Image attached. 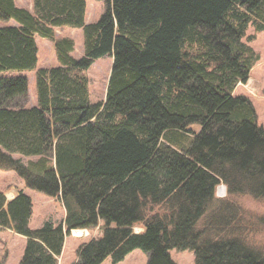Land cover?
I'll use <instances>...</instances> for the list:
<instances>
[{"label":"trees","instance_id":"16d2710c","mask_svg":"<svg viewBox=\"0 0 264 264\" xmlns=\"http://www.w3.org/2000/svg\"><path fill=\"white\" fill-rule=\"evenodd\" d=\"M104 1L88 23L87 0H33V11L0 0V20L16 22L0 26V169L66 209L64 222L33 229V198L0 190V231L26 237L21 264H59L73 230L101 223L75 264H117L136 249L148 264H177L174 249L197 264H264L248 239L259 221L236 201H264V126L235 94L260 60L247 35L264 31V0ZM61 27L83 30V57ZM38 38L59 66L39 67ZM107 55V96L93 103L87 71ZM222 184L230 198L217 200Z\"/></svg>","mask_w":264,"mask_h":264},{"label":"rangeland","instance_id":"374dc122","mask_svg":"<svg viewBox=\"0 0 264 264\" xmlns=\"http://www.w3.org/2000/svg\"><path fill=\"white\" fill-rule=\"evenodd\" d=\"M16 2L18 6L33 11V0H16ZM106 9L107 3L104 0H87V22L94 23L99 21ZM8 24L16 25V22L10 21L7 23L0 20V26H6ZM253 35H255L256 38L250 41L249 44L259 54L260 60L253 67L248 82L240 83L235 90V94L246 95L252 100L258 112L259 123L264 126V31L256 33L254 28L251 27L248 30L247 36ZM56 36L59 38L69 37L74 39L76 47L73 55L77 58L83 57L84 33L82 29L61 27L56 30ZM39 45L41 48L39 54V67L59 66L60 62L57 58L54 44L50 40L40 38ZM113 62V57L107 55L96 60L87 71L90 80V98L93 103L106 99ZM32 73L34 72H29L27 75L34 78ZM32 98L33 97L29 93L26 107L34 106L31 100ZM196 130H199V128L197 127ZM16 156L20 157V155ZM24 160L27 159L24 158ZM3 171L7 173L6 177L0 179V185H9L4 188V190L7 191V195L12 192V189L15 193L23 189L31 197L33 195L34 213L30 223L33 229L42 227L48 221H52L56 224L64 222L66 218V209L59 199L51 198L44 193L26 187L25 181L15 170ZM18 179L21 180L22 183ZM8 197H13V194H9ZM216 197L217 200L230 198L228 195V187L225 184L218 187ZM236 201L243 207L245 219L250 222L259 221L260 227L249 231L248 239L253 245L264 250V201L257 200L248 195L240 196L236 198ZM156 211L160 212V208L154 209L153 214L157 213ZM164 213L165 211L161 212V214ZM261 221H263V223ZM99 226L102 227V223ZM99 226L90 230H73L71 235L67 236L62 255L59 257V264H75L78 260L80 246L90 239L97 238L102 234ZM134 229L138 233L144 231V228L139 225H136ZM26 243L27 239L23 235L17 234L10 229H3L0 231V264H21ZM171 255L177 264H197L195 253L192 250L179 251L174 249L171 251ZM149 259L150 255L148 253L141 249H136L129 253L123 261L117 264H148ZM103 264L116 263L109 257Z\"/></svg>","mask_w":264,"mask_h":264},{"label":"crops","instance_id":"0c3cea01","mask_svg":"<svg viewBox=\"0 0 264 264\" xmlns=\"http://www.w3.org/2000/svg\"><path fill=\"white\" fill-rule=\"evenodd\" d=\"M39 39L40 38H38L37 39V43H38V46H39V54H40V51H41V48H40V45H39ZM39 60H40V58H39ZM41 67H46V66H41ZM40 67V68H41ZM26 75H27V73H26ZM32 75L34 76V78L33 77H31V76H29V75H27L28 76V78H29V93H30V95L33 97L31 100H32V102H33V105L35 106V104L37 103V96H36V87H35V74L34 73H32ZM6 173L7 172H4L3 170H0V179H3L4 177H6ZM10 176H11V173H10ZM14 176V175H13ZM13 176H12V178H13ZM19 180V179H18ZM20 182H21V180H19ZM22 183V182H21ZM6 186H9V185H6ZM5 185L4 186H2V185H0V190L1 191H5L4 190V188L6 187ZM12 192L11 193H9V194H13V197H8V195H7V198L9 199V200H12L13 198H15V196H16V194H17V191H16V193H15V191L12 189L11 190ZM30 194L32 195V193L30 192ZM32 198H33V195H32ZM33 201H34V199H33Z\"/></svg>","mask_w":264,"mask_h":264},{"label":"built area","instance_id":"2783aa9c","mask_svg":"<svg viewBox=\"0 0 264 264\" xmlns=\"http://www.w3.org/2000/svg\"><path fill=\"white\" fill-rule=\"evenodd\" d=\"M88 231V230H87Z\"/></svg>","mask_w":264,"mask_h":264}]
</instances>
